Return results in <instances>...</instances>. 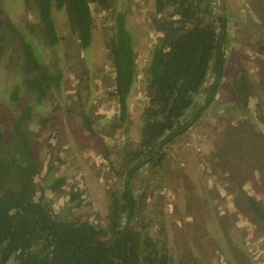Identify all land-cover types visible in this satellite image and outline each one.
<instances>
[{
	"label": "rangeland",
	"instance_id": "1",
	"mask_svg": "<svg viewBox=\"0 0 264 264\" xmlns=\"http://www.w3.org/2000/svg\"><path fill=\"white\" fill-rule=\"evenodd\" d=\"M1 2L7 17L21 27L27 25L26 31L34 29L30 38L52 72L61 77V88L52 90L38 105L35 95H22L11 107L6 98L18 82V71L8 66V56H3L0 124L10 128L14 115L33 108L23 127L35 146L40 171L33 181L37 189H44L43 201L55 213L74 219L81 214L93 226L101 225L110 197L121 192L125 178L117 174L124 170L127 147L137 142L139 119L146 105L144 72L159 37L150 25L153 0H111L110 10L91 4L92 39L87 50L70 33L63 9H51L59 38L57 45L51 46L39 32L36 8L25 0ZM211 2L213 15L226 20L230 39L225 46V75L214 102L182 140L170 147L166 165L156 173L157 181L153 180L156 183L150 187L152 180L148 179L140 187L141 173L131 179V187L134 192L144 190L148 199L154 197V204L163 208L166 225L159 246L168 264H264V225L240 200L242 195L251 197L264 213V179L251 169L260 152L264 157L259 145L252 147L257 142L253 134L264 137V0ZM117 13L124 14L135 57L124 124L119 121V105L110 95L114 77L105 49ZM239 75L248 85L246 108L236 98ZM211 81L210 77L209 84ZM84 116L94 122L93 133L83 127ZM46 118L51 122L42 126ZM245 123L251 125L243 128ZM220 138L231 145V153L222 160ZM259 165L264 171V163ZM144 171L146 179L151 171ZM49 176L51 183L64 178L58 191L47 189ZM71 194L77 198L70 202Z\"/></svg>",
	"mask_w": 264,
	"mask_h": 264
},
{
	"label": "trees",
	"instance_id": "2",
	"mask_svg": "<svg viewBox=\"0 0 264 264\" xmlns=\"http://www.w3.org/2000/svg\"><path fill=\"white\" fill-rule=\"evenodd\" d=\"M25 3L37 9L39 32L51 46L59 42L51 9H63L69 31L83 50L89 48L92 39L90 5L102 10L111 8V0H25ZM152 6L150 25L159 37L144 72L146 105L139 119L137 142L127 147L121 167L124 170L117 174L125 178L121 192L110 197L108 213L101 225L93 226L81 214L74 219L68 214L55 213L43 201L44 189H37L33 181L40 171L34 156L35 146L23 127L31 119L33 108L14 115L10 128L0 124V264L10 261L13 264H168L159 246L160 232L165 231L166 225L163 208L154 204V197L148 199L144 190L134 192L131 179L142 173L140 187L148 179L152 180L149 185L152 187L157 181L156 173L166 165L170 147L178 144L202 119L225 75V46L230 39L226 20L213 15L211 0H153ZM26 26L21 27L7 17L0 0V61L8 56V66L18 71V82L6 98L11 107L22 95H35L38 105L52 90L61 88V77L52 72L30 38L34 29L26 31ZM113 29V36L105 45L114 77L110 95L119 105V121L124 124L135 77L133 39L124 14H116ZM236 82V98L246 108L247 81L239 75ZM198 99L202 100L198 102ZM202 101L204 104L200 105ZM49 122L46 118L41 124L47 126ZM93 123L88 116L83 117L87 133H93ZM250 125L245 123L243 128ZM253 137L257 142L252 147L259 145L264 154V137L261 134ZM221 139L218 147L224 154L220 160L231 153L230 142L223 143ZM104 152L107 160V148ZM259 157L251 169L264 179L259 165L264 163L261 152ZM144 170L151 171L146 179ZM64 181L62 177L53 179L47 189L56 192ZM76 196L71 194L69 201ZM240 200L264 225L261 205L246 195Z\"/></svg>",
	"mask_w": 264,
	"mask_h": 264
}]
</instances>
